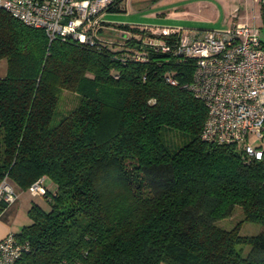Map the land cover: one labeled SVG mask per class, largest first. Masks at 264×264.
<instances>
[{
    "label": "trees",
    "instance_id": "16d2710c",
    "mask_svg": "<svg viewBox=\"0 0 264 264\" xmlns=\"http://www.w3.org/2000/svg\"><path fill=\"white\" fill-rule=\"evenodd\" d=\"M114 28L140 37L49 40L0 8V181L54 185L48 208L32 200L13 232L29 246L18 264H264V230L240 233L244 221L264 226V155L202 137L207 107L187 87L195 61L175 35L163 51L143 30ZM63 90L78 101L52 123ZM236 206L243 218L219 226Z\"/></svg>",
    "mask_w": 264,
    "mask_h": 264
},
{
    "label": "built area",
    "instance_id": "2783aa9c",
    "mask_svg": "<svg viewBox=\"0 0 264 264\" xmlns=\"http://www.w3.org/2000/svg\"><path fill=\"white\" fill-rule=\"evenodd\" d=\"M126 0H0L23 23L44 29L49 40L70 39L92 44L106 40L105 34L140 37L130 29H106L103 15ZM143 30L142 37L151 47L168 51L166 38L176 36V51L192 58L195 70L187 87L207 107L202 137L241 147L254 158L264 155V45L258 28L245 20H236L227 28L200 29L183 26L130 24ZM113 31V30H111ZM121 43V41L119 40ZM104 43V41L102 42ZM142 60L141 55H135ZM171 84L176 80L167 77ZM45 177L33 182L32 195L45 192ZM19 192L4 176L0 181V203H15ZM27 242L9 231L0 239V264H18L28 251Z\"/></svg>",
    "mask_w": 264,
    "mask_h": 264
},
{
    "label": "rangeland",
    "instance_id": "374dc122",
    "mask_svg": "<svg viewBox=\"0 0 264 264\" xmlns=\"http://www.w3.org/2000/svg\"><path fill=\"white\" fill-rule=\"evenodd\" d=\"M140 1V0H138ZM158 0H144V3H149L150 5L154 4ZM192 0H160L158 5H165L167 3H177V2H188ZM209 3H212L208 8L207 2H202L198 4V8L194 10L195 14L193 17L199 20L200 27L205 28H227L229 27L230 18L243 19L249 23L253 28H258L261 38H264V27L261 25L260 15L258 11L257 0H207ZM132 8V6H131ZM128 11V10H127ZM115 13V12H109ZM191 17V16H190ZM6 69L5 59L0 60V76L4 75ZM78 101V96L68 90L61 91L59 95V103L57 107V112L52 119V123L57 122L59 115H64L69 109L74 107ZM45 184L51 186V189H54V185L45 179ZM17 191H19L16 188ZM18 199L16 202L19 207L15 213V223L13 225V232L19 233L22 226L30 222L28 216V208L31 204V201L39 203L44 208H48V204L45 199L40 195H32L28 190L20 191L18 193ZM4 211V210H3ZM2 213V212H1ZM0 213V214H1ZM243 218L241 210L238 206L234 208V211L230 216H227L221 220L217 221V224L223 228L229 229L235 225V223ZM264 230V226L244 221L242 223L240 233L253 235L257 234L260 231ZM245 250L248 247H244Z\"/></svg>",
    "mask_w": 264,
    "mask_h": 264
},
{
    "label": "crops",
    "instance_id": "0c3cea01",
    "mask_svg": "<svg viewBox=\"0 0 264 264\" xmlns=\"http://www.w3.org/2000/svg\"><path fill=\"white\" fill-rule=\"evenodd\" d=\"M159 1L160 0L150 5L149 3H144V0H126L124 9L122 11H107L103 15L106 29L110 32L116 33V31H114L116 30L114 26L117 24H150L160 26H183L209 29L200 27L199 20L193 17V15L195 14L194 10L198 8V4L207 2V8L212 5V3H209L207 0H192L188 2L167 3L160 6L158 5ZM109 12L115 13L112 14ZM236 20L239 19L230 18L229 25H231V23ZM18 192H20V190ZM17 203L18 202H15L11 205L6 206L4 211H2V213L0 214V239L9 231L13 232L15 213L17 208L19 207Z\"/></svg>",
    "mask_w": 264,
    "mask_h": 264
}]
</instances>
